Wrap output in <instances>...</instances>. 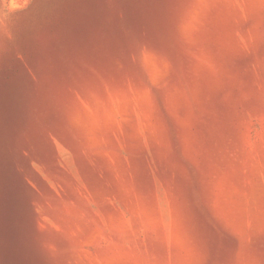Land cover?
<instances>
[{
  "label": "rangeland",
  "instance_id": "1",
  "mask_svg": "<svg viewBox=\"0 0 264 264\" xmlns=\"http://www.w3.org/2000/svg\"><path fill=\"white\" fill-rule=\"evenodd\" d=\"M0 264H264V0H0Z\"/></svg>",
  "mask_w": 264,
  "mask_h": 264
}]
</instances>
